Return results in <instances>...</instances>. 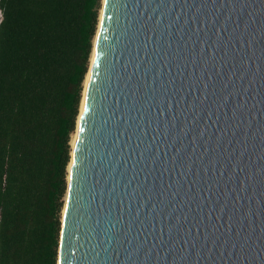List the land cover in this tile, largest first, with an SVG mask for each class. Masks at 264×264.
Masks as SVG:
<instances>
[{"label": "water", "instance_id": "water-1", "mask_svg": "<svg viewBox=\"0 0 264 264\" xmlns=\"http://www.w3.org/2000/svg\"><path fill=\"white\" fill-rule=\"evenodd\" d=\"M102 5L57 264H264V0Z\"/></svg>", "mask_w": 264, "mask_h": 264}, {"label": "trees", "instance_id": "trees-1", "mask_svg": "<svg viewBox=\"0 0 264 264\" xmlns=\"http://www.w3.org/2000/svg\"><path fill=\"white\" fill-rule=\"evenodd\" d=\"M103 0H0V264H57Z\"/></svg>", "mask_w": 264, "mask_h": 264}, {"label": "bare ground", "instance_id": "bare-ground-1", "mask_svg": "<svg viewBox=\"0 0 264 264\" xmlns=\"http://www.w3.org/2000/svg\"><path fill=\"white\" fill-rule=\"evenodd\" d=\"M90 74H91V68H90V70H89V73H88V76H87V79H86V85H85V88H87V85H88V83H89V80H90ZM86 90V89H85ZM86 92V91H85ZM85 92H84V97H85ZM82 109H83V104H82ZM80 118H81V116H79V121H80ZM78 129H79V122H78V126H77V130H76V133H75V135L73 136V138H72V146H74L75 145V143H76V140H77V137H78ZM70 170H71V164H69V172H70ZM69 177V176H68Z\"/></svg>", "mask_w": 264, "mask_h": 264}, {"label": "rangeland", "instance_id": "rangeland-1", "mask_svg": "<svg viewBox=\"0 0 264 264\" xmlns=\"http://www.w3.org/2000/svg\"><path fill=\"white\" fill-rule=\"evenodd\" d=\"M103 6V5H102ZM102 11V9H101ZM100 16H101V12H100ZM1 18H2V13H1V10H0V21H1ZM91 65V64H90ZM85 85H86V82H85ZM85 89V88H84ZM83 96H84V92H83ZM76 133V132H75ZM75 133L73 134V136L75 135ZM72 136V138H73ZM73 145V144H72ZM73 147V146H72ZM68 172H69V167H68ZM69 176V175H68ZM69 178V177H68Z\"/></svg>", "mask_w": 264, "mask_h": 264}]
</instances>
